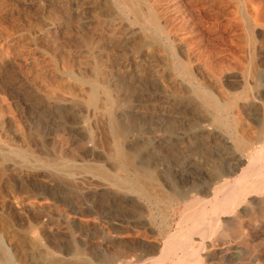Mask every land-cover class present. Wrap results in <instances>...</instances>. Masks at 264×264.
Instances as JSON below:
<instances>
[{
    "label": "rangeland",
    "instance_id": "obj_1",
    "mask_svg": "<svg viewBox=\"0 0 264 264\" xmlns=\"http://www.w3.org/2000/svg\"><path fill=\"white\" fill-rule=\"evenodd\" d=\"M152 1L157 29L118 0H0V264H40L47 252L129 264L117 253L135 256L144 240L159 257L185 208L172 200L216 181L237 136L264 121V0ZM98 168L127 182L142 169L159 199ZM256 198L243 228L235 219L196 264H264Z\"/></svg>",
    "mask_w": 264,
    "mask_h": 264
},
{
    "label": "bare ground",
    "instance_id": "obj_2",
    "mask_svg": "<svg viewBox=\"0 0 264 264\" xmlns=\"http://www.w3.org/2000/svg\"><path fill=\"white\" fill-rule=\"evenodd\" d=\"M118 1L126 7V10L128 9L133 13V17L138 23L147 22L150 25L152 24L156 26V29L157 27L160 26L158 20V14L154 8L153 1L150 3H147L146 0H118ZM185 73L189 76L191 80L192 73H190V71L187 69L185 70ZM248 74H251V71H249V69L247 71V75ZM245 85H246L245 87H249V85L246 82ZM198 96L202 99L204 104L206 103L208 105V107L211 106L213 107V109H220V104H218V102L215 101L216 100L215 98H214L215 100H213L212 98H210V96L206 97L202 94H199ZM154 97H156V95H154ZM95 101H96L95 97L94 95H92L89 102L90 107L91 105L93 106L95 105ZM111 105L112 104H110V106ZM100 108L102 109V107ZM226 143H228V140H225L224 144L226 145ZM232 145H234L237 152L234 153L233 156L229 157L223 168L219 171L218 174L215 175L214 178L217 179L216 181H213V183L212 182L208 183L207 185H202V186L200 185L198 188L192 187L190 191L195 192L192 198H190L188 194L183 193L181 195L179 194L177 196V199L172 200L174 205L179 206L180 204L183 205L185 208L181 211L180 218L176 222L177 228L175 229V231L168 232L166 239L163 241V247L160 251L161 254L159 257L157 258L152 257L156 252V250L158 249V243L150 240L137 242V246H139V253H137L135 256H131L130 253H132V251L129 253L127 250L126 251L119 250V252L117 253L118 257L122 256V257L130 258L129 264H196V261H198L201 257L200 251L203 250L206 246L212 248L214 246V243L212 241H214L215 239L217 240L218 236H220L224 232V230L227 228L228 225L233 224L235 219H237V221L239 220L238 222L239 228H243L244 221H241L239 218H241L244 215H247V209H246L247 205L253 203L258 204V200L256 196L264 194V175H262L264 172V121L262 122L261 125L258 126L257 130L254 131L243 130L242 133L239 134L237 138L234 140ZM124 150H125L124 148L123 149L118 148L117 155L121 161L126 162L127 152H125ZM18 153L20 154V152ZM26 155L29 156L31 154L29 155L24 154V156ZM62 159L63 158H61V160L60 159L57 160L56 161L57 163L55 162V164L60 167H65V169L67 168L69 169L70 167H72L73 165L72 161L62 160ZM74 165H76V163H74ZM138 168L133 169L134 179L132 182H127L123 176H119V175L116 176L111 171L105 168H98L97 170L96 169L94 170H96L97 174H99L109 184L114 185L118 189L133 191L147 200L153 198L157 199L160 196V192L158 193L153 191L151 186L152 182L150 183L149 182L150 180H147L145 178V172L143 173L142 169H138ZM238 171L240 172L237 173ZM150 176L149 178H151ZM209 194L213 196L214 198L213 202L210 201V198L208 197ZM164 196L166 195L164 194ZM155 205L158 206V204ZM161 205L162 207L164 206L163 204ZM172 210L173 207L170 208L169 213L172 214L171 212ZM56 247H58V245ZM43 253L45 252L43 251ZM46 254L41 255L40 264H86L87 263L86 262L87 258L84 257H82V259L79 260L74 259L75 257L73 255H75L76 252L75 253L72 252L71 255L69 254L70 255V256L68 255L69 257H60V258H53V256ZM106 257L107 256H105V258L103 257L100 258L95 256L93 258L92 263L108 264ZM131 257L134 258L132 259Z\"/></svg>",
    "mask_w": 264,
    "mask_h": 264
}]
</instances>
